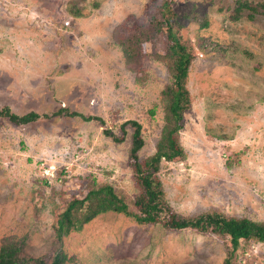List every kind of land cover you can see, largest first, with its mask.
I'll return each mask as SVG.
<instances>
[{
    "label": "rangeland",
    "instance_id": "374dc122",
    "mask_svg": "<svg viewBox=\"0 0 264 264\" xmlns=\"http://www.w3.org/2000/svg\"><path fill=\"white\" fill-rule=\"evenodd\" d=\"M159 2L0 0V107L62 108L27 124L0 118V245L6 236L22 239L25 254L47 259L62 250L66 264H221L228 254L225 237L113 211L55 233L67 200L93 184H110L126 201L137 193L132 128L121 135L120 125L141 124L139 158L155 151L170 67L162 38L139 41ZM234 6L172 0L177 35L192 57L190 106L177 134L183 155L162 160L156 176L179 215L219 211L263 221L264 12L244 9L234 19ZM134 45L140 56L129 69L122 47ZM234 254V264H264V241L242 240Z\"/></svg>",
    "mask_w": 264,
    "mask_h": 264
},
{
    "label": "trees",
    "instance_id": "16d2710c",
    "mask_svg": "<svg viewBox=\"0 0 264 264\" xmlns=\"http://www.w3.org/2000/svg\"><path fill=\"white\" fill-rule=\"evenodd\" d=\"M172 0H160L159 12L154 11L147 15L148 23L143 26L140 41L155 42L162 38V58L167 61L170 72L168 82L160 92L164 109V124L156 142L155 151L150 155L139 158L138 150L143 145L141 124L137 120H126L120 125L121 135L125 134V126L131 131V145L129 147V164L132 170L137 193L126 201L110 184L91 185L81 197L73 196L68 199L65 208L58 214L54 229L57 236H65L71 231H79L82 226L96 215L107 211L123 213L139 223L161 222L164 227L172 229L193 228L201 232H210L225 237L229 243L221 264H234L235 251L240 241H264V220L258 221L247 217L225 215L219 211L200 213L195 216H182L172 212L163 199V191L157 173L162 160L170 161L183 155V149L178 142V132L182 127L183 113L190 106V94L186 86L188 67L191 54L188 48L180 41L175 27V20L171 10ZM234 19L244 9L264 12V2L251 5L246 0H235ZM261 9V10H260ZM133 45V44H132ZM125 63L132 68L138 61L139 49L136 45L122 47ZM134 57V58H133ZM135 61V62H131ZM62 108L49 113H38L28 110L17 113L9 106L0 107V118L6 117L10 122L27 124L39 118H52L59 115ZM94 118L87 116L86 119ZM104 133L114 141L120 142L123 136H117L109 129ZM131 203V204H129ZM22 239L10 236L3 238L0 245V264H66L68 257L59 250L50 259L43 256L33 257L24 253Z\"/></svg>",
    "mask_w": 264,
    "mask_h": 264
}]
</instances>
